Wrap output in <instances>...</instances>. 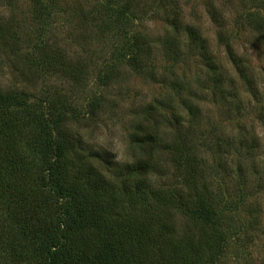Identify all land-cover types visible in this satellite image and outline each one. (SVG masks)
Returning a JSON list of instances; mask_svg holds the SVG:
<instances>
[{
	"label": "rangeland",
	"instance_id": "374dc122",
	"mask_svg": "<svg viewBox=\"0 0 264 264\" xmlns=\"http://www.w3.org/2000/svg\"><path fill=\"white\" fill-rule=\"evenodd\" d=\"M250 15L264 18V0H0V85L66 99L62 131L105 174L146 159L134 134L159 123L174 150L163 184L196 170L219 212L213 229L164 209L169 240L194 241L200 264H264V29ZM133 32L152 46L142 66L123 61ZM46 49L80 61L78 80L41 70Z\"/></svg>",
	"mask_w": 264,
	"mask_h": 264
},
{
	"label": "trees",
	"instance_id": "16d2710c",
	"mask_svg": "<svg viewBox=\"0 0 264 264\" xmlns=\"http://www.w3.org/2000/svg\"><path fill=\"white\" fill-rule=\"evenodd\" d=\"M249 18V28L264 29L263 17ZM128 42L123 61L144 65L152 56L148 37L133 32ZM52 52H40L37 66L78 80L80 61ZM67 104L60 95L38 100L0 85V255L8 264H200L204 251L194 241L169 240L163 211L176 206L196 226L214 229L218 207L196 170L179 187L163 184L159 164L174 151L166 128L139 127L134 140L147 158L105 174L81 160L79 145L62 131ZM172 160L189 163L185 155ZM218 251L212 246L208 258Z\"/></svg>",
	"mask_w": 264,
	"mask_h": 264
}]
</instances>
